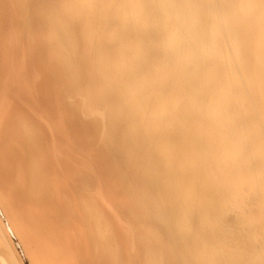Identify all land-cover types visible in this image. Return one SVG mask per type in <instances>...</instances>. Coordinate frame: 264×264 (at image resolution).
Instances as JSON below:
<instances>
[{"label":"bare ground","instance_id":"6f19581e","mask_svg":"<svg viewBox=\"0 0 264 264\" xmlns=\"http://www.w3.org/2000/svg\"><path fill=\"white\" fill-rule=\"evenodd\" d=\"M14 38L0 264H264V0H0Z\"/></svg>","mask_w":264,"mask_h":264},{"label":"rangeland","instance_id":"374dc122","mask_svg":"<svg viewBox=\"0 0 264 264\" xmlns=\"http://www.w3.org/2000/svg\"><path fill=\"white\" fill-rule=\"evenodd\" d=\"M19 11H20V13H22V10L21 9H19ZM22 36H21V40H19L22 44V47H23V44L25 43L23 40H25L24 38H25V36H24V34H21ZM17 43H18V41H16L15 40V38H14V40H13V42H12V47H11V50H10V52H9V54H8V57H6L5 56V58H4V64H6L7 66H9L10 68H6V65H5V70H4V72H3V69H1V71H0V89H3V88H5V85L7 84L6 83V81L4 82V80H2L1 78H3V76L5 75V71L7 70V69H9L10 71H12L13 69H14V67H15V65L17 64L21 69L25 66L26 67V65L24 64V56H23V54H21L22 53V48L21 49H18L19 48V45L17 46ZM15 45V47H13ZM25 46V45H24ZM18 47V48H17ZM12 48H14L13 50H12ZM18 50H20V51H18ZM13 51V52H12ZM17 52H19V54L17 53ZM12 54H14V56L12 55ZM12 57H11V56ZM19 55V56H18ZM10 56V57H9ZM18 56V57H17ZM29 56V54H27V57ZM21 57H22V59H21ZM10 58V59H9ZM14 58V59H13ZM7 59H9V60H7V62H6V60ZM19 59H20V61H19ZM13 60H15L16 62H14L13 63ZM18 60V61H17ZM23 61V63L21 64V62ZM8 63H10V64H8ZM28 63H30L31 64V61H30V59L28 60ZM24 64V65H23ZM17 66V68H19ZM22 66V67H21ZM4 67V65L2 66V68ZM28 67H29V64H28ZM21 69H19V71L21 70ZM28 69L29 68H27V71H28ZM15 70H17L16 68H15ZM4 73V74H3ZM5 77V76H4ZM4 79V78H3ZM3 82V85L1 84ZM1 86H3V88L1 87ZM4 90V89H3ZM41 90H44V88H42ZM38 93H40L39 91H38ZM38 93L37 92H35V95L37 96L38 95ZM1 113V112H0ZM106 201V203L108 204V206H109V208H111V209H117L116 208V204H114V203H112L111 201H110V197L109 196H107V199L105 200ZM119 211H120V213L122 214L121 215V221L123 222V223H127V218H126V214H125V210H120L119 209ZM125 218V219H124ZM17 244V240H15V245ZM17 246V248L18 249H20V247L18 246V244L16 245ZM25 264H29L28 263V261L26 260L25 261Z\"/></svg>","mask_w":264,"mask_h":264}]
</instances>
